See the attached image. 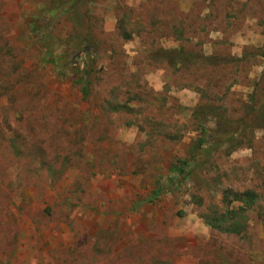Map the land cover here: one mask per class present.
I'll return each instance as SVG.
<instances>
[{
	"label": "rangeland",
	"instance_id": "374dc122",
	"mask_svg": "<svg viewBox=\"0 0 264 264\" xmlns=\"http://www.w3.org/2000/svg\"><path fill=\"white\" fill-rule=\"evenodd\" d=\"M0 264H264V0H0Z\"/></svg>",
	"mask_w": 264,
	"mask_h": 264
},
{
	"label": "trees",
	"instance_id": "16d2710c",
	"mask_svg": "<svg viewBox=\"0 0 264 264\" xmlns=\"http://www.w3.org/2000/svg\"><path fill=\"white\" fill-rule=\"evenodd\" d=\"M204 131V130H203ZM203 131H201V132H203ZM184 165V164H183ZM187 174H190V172H186ZM245 195H246V201L245 202H243V204L242 205H244L243 207H245V206H248L249 207V204H248V202H251L252 201V197H250L246 192H245ZM236 197V196H235ZM238 210L237 211H229V212H227L229 215L227 216V217H224V216H222V218L220 217V218H216V217H214V218H210V219H208L207 220V223L211 226V227H215V228H219L218 227V225L220 224V223H227V222H231V220H233V219H240V220H243V218L241 217V213H242V211H243V208L242 207H239V208H237ZM229 218V219H228ZM230 220V221H229ZM234 224V223H233ZM230 226H233L232 225V223H230L229 224ZM236 225V227H237V224H235Z\"/></svg>",
	"mask_w": 264,
	"mask_h": 264
}]
</instances>
